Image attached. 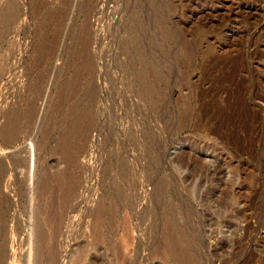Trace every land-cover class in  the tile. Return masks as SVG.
<instances>
[{"label":"rangeland","instance_id":"1","mask_svg":"<svg viewBox=\"0 0 264 264\" xmlns=\"http://www.w3.org/2000/svg\"><path fill=\"white\" fill-rule=\"evenodd\" d=\"M0 264H264V0H0Z\"/></svg>","mask_w":264,"mask_h":264},{"label":"bare ground","instance_id":"2","mask_svg":"<svg viewBox=\"0 0 264 264\" xmlns=\"http://www.w3.org/2000/svg\"><path fill=\"white\" fill-rule=\"evenodd\" d=\"M75 109V108H74ZM74 111V110H73ZM78 111V110H77ZM87 114V113H86ZM87 117V116H86ZM73 127H74V125H73ZM72 132V131H71ZM74 132V131H73ZM73 134V133H72ZM69 136V135H68ZM72 136V135H71ZM64 138V137H63ZM65 141V140H64ZM65 142H67V141H65ZM63 145V144H62ZM66 145V144H65ZM59 146H60V144H59ZM68 146V145H67ZM65 147V146H64ZM60 148V147H59ZM62 149V148H61ZM69 149V148H68ZM65 151V150H64ZM66 152V151H65ZM36 227V226H35ZM39 236V235H38ZM36 243V242H35ZM37 256V255H36Z\"/></svg>","mask_w":264,"mask_h":264}]
</instances>
